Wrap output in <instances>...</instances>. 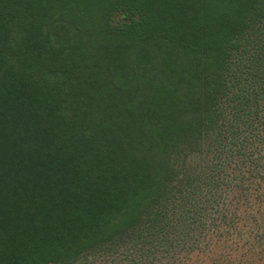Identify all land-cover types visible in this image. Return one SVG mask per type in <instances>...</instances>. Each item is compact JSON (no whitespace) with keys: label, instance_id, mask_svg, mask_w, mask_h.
I'll return each mask as SVG.
<instances>
[{"label":"trees","instance_id":"16d2710c","mask_svg":"<svg viewBox=\"0 0 264 264\" xmlns=\"http://www.w3.org/2000/svg\"><path fill=\"white\" fill-rule=\"evenodd\" d=\"M120 238L264 264V0H0V264Z\"/></svg>","mask_w":264,"mask_h":264},{"label":"rangeland","instance_id":"374dc122","mask_svg":"<svg viewBox=\"0 0 264 264\" xmlns=\"http://www.w3.org/2000/svg\"><path fill=\"white\" fill-rule=\"evenodd\" d=\"M123 12V10L113 12L109 20L110 26L116 28L124 26L128 20ZM144 232L147 231L141 233ZM108 245L106 246L108 250L102 248L92 250L71 264H216L219 258L217 253L200 251L197 245L192 247L189 243L170 246L168 242L156 244L155 240L145 242L134 238L133 242L120 238Z\"/></svg>","mask_w":264,"mask_h":264}]
</instances>
